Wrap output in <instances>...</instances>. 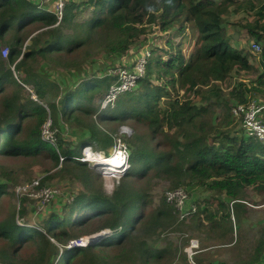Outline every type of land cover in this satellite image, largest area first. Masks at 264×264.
I'll use <instances>...</instances> for the list:
<instances>
[{
  "label": "trees",
  "instance_id": "trees-1",
  "mask_svg": "<svg viewBox=\"0 0 264 264\" xmlns=\"http://www.w3.org/2000/svg\"><path fill=\"white\" fill-rule=\"evenodd\" d=\"M80 7L81 11L89 13L81 21V36L79 32L70 37L52 36L37 49L34 47L37 39L31 37L30 49L21 50L24 38L19 34L22 30L34 24L39 27L69 24L76 20ZM62 11L58 21L54 13L32 0H0V42H13L12 46H7L8 63L20 70L25 60L35 59L37 55L63 51L71 55L79 44L85 49L94 42V53L85 49L81 63L64 66L68 70L77 69L95 53L126 54L153 34L146 27L166 33L175 29L179 40L172 43L164 55L158 49L150 50L145 75L136 83L137 95H129L135 103L128 107L101 112L93 105L102 89L100 86L107 88L111 77L81 79L77 85L81 86L80 93L78 87L63 89L60 83L39 75L33 77L34 88L31 84L27 86H31L42 103L44 97L55 90L54 95L59 97L57 104L44 103L46 110L32 100L30 94L28 103L6 104L9 111L0 117V156L35 155L46 151L55 166L60 164L58 168L81 180L84 191L65 204L63 215L50 212L43 221V231L25 221L18 223L16 218L22 219L25 215L26 198L22 197L18 216L13 212L0 221V242H3L0 243V263L49 264L59 255V248L51 237L63 247L64 264H173L175 252L170 246L158 249L149 245L146 238L157 231L163 232L175 222L176 212L166 202V193L190 184L217 196L212 198L216 203L213 209L207 206L199 209L198 214H203L206 222L200 223L201 227L210 224L206 230L211 233L222 222L218 233L221 237L239 229V214L245 211L248 192L264 193V142L248 136L244 127L241 132L222 124L228 119L241 122L231 114L234 104L264 99V47L258 54V65H254L250 53L233 47L227 39L224 18L230 11L245 12L249 16L242 18L241 26L256 41L264 40V0H65ZM55 27L47 31L53 32ZM189 29L195 30L196 36L187 54L182 38L190 34ZM106 34L110 35L109 40L105 39ZM98 35L102 40L94 41ZM0 61L4 62L1 54ZM257 68L261 71L252 80L239 78L241 73L253 74ZM112 77L116 79L115 75ZM11 78L10 70L0 72V83ZM153 79L167 82V87L176 92L162 109L157 107V102L163 94L159 93L160 86L153 85ZM25 81L29 82L27 78ZM73 93L81 96V106L71 100ZM231 99L233 104H229ZM121 102L118 101L117 108ZM73 105L81 109L72 113ZM216 107L221 115L213 123L209 117ZM95 118H102L105 124L133 121L141 128L144 125L149 135V142L144 138L145 133L138 132L129 140V168L120 184L107 194L102 187L94 188L90 179L92 170L76 159L80 153L76 155L70 145L65 146L57 132L62 120L89 133L81 139L83 147L89 145L105 152L113 144V135L101 128ZM47 119L56 130V148L64 157L63 163H59L56 148L41 138V128ZM152 176L166 179L169 186L154 209L150 208L146 188L136 189L142 187L137 184L141 179ZM51 177L52 173L37 177L39 186ZM6 193V183H0V198ZM232 213L235 224L230 218ZM92 219L98 222L94 230L88 229ZM102 229H108L109 233L96 242L85 247H64L69 240ZM115 234H118L116 240L113 239ZM25 243L34 249L26 257L20 254ZM262 256L264 231L251 257L240 264H254ZM183 262H187L186 257H182L180 264ZM194 262L199 261L195 258Z\"/></svg>",
  "mask_w": 264,
  "mask_h": 264
},
{
  "label": "rangeland",
  "instance_id": "rangeland-1",
  "mask_svg": "<svg viewBox=\"0 0 264 264\" xmlns=\"http://www.w3.org/2000/svg\"><path fill=\"white\" fill-rule=\"evenodd\" d=\"M32 1L44 7L46 11L55 14L56 3L54 0ZM88 14V12L81 11L80 7L78 9L76 20L69 24L61 23L57 27H55L57 24L53 25L52 27H39V25L34 24L27 27L26 29L22 30L19 34L21 37L24 38L21 50L26 52L30 49V47L32 46L31 37L37 39L36 46H34L35 49H37L38 46L43 47L48 41L47 39L52 36L70 37L75 32H79L81 36V21L88 17ZM246 16L247 14L245 12L230 11L228 15L224 18V28L226 31L227 39L230 41L231 45L233 47H237L250 53L252 55L250 61L253 62L254 65H258L257 57L259 53H254L251 51V45L256 40L254 37H251L247 33L245 28L241 26V24L244 22L242 21V18H245ZM54 27L55 30H53V32L47 31L48 29H52ZM35 28L38 29L34 30ZM146 28L150 29V32H153V34H151L149 38L145 39L144 41H140L139 45L137 44L134 47H131L126 54L108 55L105 53H99L100 55H98V53H95L89 60L83 62L80 68L69 70L65 69L64 66L70 65L72 63H81L82 58H84L83 51L85 49H87L90 53L95 52L96 45L94 42L88 48L85 49H81V44H79V46L71 55L65 54L64 51L55 54L47 53L44 56L37 55L35 59L25 60L24 65L20 70H17L13 67L12 64L8 63L7 59H5L8 54L6 56H3L1 52L3 48L7 46H12L13 42H8L9 44L0 42V54L4 60V62L0 61V72L10 70L12 74L11 79L0 83V117L2 113L9 111L8 107L6 106L7 103L13 102L12 105L28 103L29 93L28 89L25 86L31 84L32 88L35 87L33 84V77H35V75H39L42 78L44 77L46 79L48 78L49 80L51 79L52 81H56L60 83L63 89L69 88L71 90H75L78 87L77 85L79 84V81H81V79L83 78L99 79L100 77H111V79H108L110 85L114 81L112 76L117 73L118 68L132 65V63L143 52L144 49L151 50L152 48H155L160 50V53L164 55L165 51H168L166 49L168 47L170 48V46H172V43H176L179 40V35H177V30L175 29L166 33L159 32L152 27ZM188 32L190 34L188 36L184 34L182 38V41H184L183 46L185 50H188L185 51L187 54L189 53V49L192 47L196 36L195 30L189 29ZM101 38L102 36L98 35L95 36L93 40L99 41L102 40ZM105 39L109 40L110 35L106 34ZM258 40L261 42L260 45L263 48L264 40ZM20 58L21 57H19L18 60ZM259 71H261L260 68H257V71H254L253 74L241 73L239 75V78L245 79L246 81H250L255 77V75ZM25 78H27L29 82H26ZM151 82L153 83V85L160 86L159 88H161L159 93L160 95L163 94V96L157 102V107L162 109L166 106L167 101H172L173 96H176V92L172 90V88L167 87L169 85L167 84V82L164 84V82H162L161 80L156 79L151 80ZM102 84L103 83L99 85ZM108 87L105 88V85L100 86V88L102 89L100 90V93L94 101L93 105L95 107H98V103L103 94L108 89ZM78 91L81 93V86L78 87ZM137 91L138 84L131 91L121 93L116 98L113 105L105 109L104 111L110 112L114 109L117 110L120 107L125 108L129 105L134 104L135 99H131V97L129 98V95L136 96ZM54 92L55 90H51L50 93H48L44 97V101H42L45 104H49L51 102L57 104L59 102V97L57 95H54L57 94ZM73 95L74 96L71 97L73 103L81 106V100H79L81 96L77 93H73ZM118 101L122 102L117 108ZM257 101L261 104L260 117L264 122V99H258ZM233 103L234 101L231 99L229 101V104ZM38 105L41 104L38 103ZM77 107L79 106L73 105L72 109L74 110H72L71 112L74 113L81 109H77ZM214 109L215 110L213 116L211 118L209 117V119L213 123L216 122V117L221 115V110L219 108L216 107ZM101 119L102 118H95V122L101 128L106 130L107 133H109L110 135H114V133H116L121 126H127L130 129V135L124 136L123 138L127 154L129 153L131 148V146H129V140L135 134H137V132L145 133V135H142H144L145 139L148 138L149 142V135L146 134L148 131L144 125L143 128H141L140 125L133 123V121H126L122 124H116L114 122H108L107 124H105ZM59 124L60 127L57 129V132H59V135H61L62 140H64V145H70V147L75 150L76 155H78L79 153L81 155V149L84 145L83 143L81 144V139L88 137L89 133L82 130L81 128L69 126L62 120L59 122ZM229 125L234 128V131L240 130L242 132L244 130L241 122H234L231 119H228L226 124H222V127H226ZM151 144H153V142H150V145ZM106 152H110V147H108L104 153ZM59 165H54L53 161L51 160L46 151H42L41 153H37L35 155H1L0 183H6L8 193L2 195L0 198V221L5 219L13 212H15L16 217L18 216L17 211L19 209L20 199L22 197L26 198V200L24 201L25 215L22 219H19L18 217L16 218L17 220H19L18 223L22 224V222L25 221L26 224H30V226L32 227H40L43 230V221L50 212H56L58 214L63 215L65 204L69 203L72 198L79 192L84 191V187L79 178H77L74 174L69 175L66 171L62 170V168H58ZM86 165L92 170L90 179L93 182L94 188L99 189L100 187H102L103 191L105 190V193L110 192L112 186L116 184V179H106L104 181V179H101L97 175L95 168H91L87 163ZM126 170H128V168ZM47 173H52V177L46 179L43 186L54 187L58 190L57 196L49 203H40L38 198L20 196L14 192V188L17 185L23 182H27L31 179H36L37 177H43ZM124 175L118 179L117 185L120 184V181L124 178ZM137 184L141 185L142 187L137 186L136 189L144 190V188H146L145 191L147 192L151 201V209H154L158 206L160 198L169 188L168 181L166 179L154 176L150 177L149 179H141ZM182 187H185L187 189L189 195L188 202H191L196 206V212L187 220L179 219V215L176 213L175 222L171 226L167 227L163 232L157 231L151 234L149 237L146 238L147 243L152 247L158 249L170 246L171 249L175 252L173 264H180L182 257H186L184 249L188 245L189 239L191 238L197 239L199 242V248L194 251L193 254V260H195L196 258L199 261L196 264H235V262L233 261L245 262L248 258H250L256 241L258 240V238H260L262 232L264 231V193H257L252 191L248 192L249 198L245 204V211L243 214H239V229H234L233 233L225 237H221V235H218V233L221 232V227H223V223L220 222V226L214 228V231L210 233L207 231L210 227V224L206 225V228H204V226L201 227L200 223L204 225L206 222L203 218V214H198L199 209H202L203 207L207 206L210 209H213L216 203L212 201V198L217 196L213 195L208 191H205L204 189L196 185L191 186L190 184L187 187ZM222 199L226 201L224 197H222ZM65 210H67V208H65ZM233 217L234 215L232 213L230 218L232 220V223L235 224V222H233ZM97 224L98 222H95V219L90 220L88 229L91 228V230H94ZM88 235H83L81 237ZM117 237L118 234H115L113 236V239L116 240ZM98 239H96L94 242H96ZM53 242L56 243L58 248L62 246L55 240H53ZM28 248H30V250H28ZM33 251V247L25 243L24 248L20 251V254L26 257L29 255V253ZM64 258L65 257L63 253L56 259V261L55 259H51L49 264H51L52 262L54 263V261L57 264H64ZM183 264H189V260L187 259V262H183Z\"/></svg>",
  "mask_w": 264,
  "mask_h": 264
},
{
  "label": "built area",
  "instance_id": "built-area-1",
  "mask_svg": "<svg viewBox=\"0 0 264 264\" xmlns=\"http://www.w3.org/2000/svg\"><path fill=\"white\" fill-rule=\"evenodd\" d=\"M56 3L55 15L57 20L60 21L62 17V10L64 7V0H54ZM260 41H254L251 45V51L254 53H260L263 49L260 45ZM2 55L8 54V47L2 49ZM150 56V50L144 49L143 52L135 59L132 65L127 67H120L115 73L116 79L109 85L106 92L101 97L98 103L99 111L109 108L113 105L116 98L127 91H131L135 88L139 79L145 75L146 65ZM25 86V85H24ZM28 89L30 98L34 101H38L46 110L47 106L41 101L37 100L36 95L33 93L32 88L25 86ZM231 114L236 119H241L242 125L248 136L254 137L258 141L264 142V122L260 117L261 104L255 100H251L245 104H234L231 109ZM50 119L42 125L41 138L44 142L52 145L56 148L55 129L51 128ZM130 135V129L127 126H121L120 129L113 135V144L110 146V152H102L96 150L93 146L81 149V155L76 159L81 162H86L91 168H95L97 175L104 179H116V184L112 186L111 190L118 184V179L121 178L126 169L129 168L128 155L126 147L124 145V136ZM56 151L58 152L57 148ZM59 154V153H58ZM103 156V160L109 161V163H101L100 156ZM122 157V159H121ZM64 157L59 154V163ZM110 190V191H111ZM14 192L20 196L38 198L40 203H49L58 194V190L50 186H39V178L31 179L27 182H23L14 188ZM165 199L167 203H170L175 212L179 215V219L187 220L196 212V206L191 202H188L189 195L186 188L180 186L176 187L166 193ZM18 221V220H17ZM38 230L43 231L40 227H35ZM109 230L107 229V235ZM50 239L53 241L50 237ZM90 243L89 235L80 237L79 239H72L67 242L65 248H73L77 246L85 247ZM63 247H59V255L62 254ZM199 248V242L197 239H189L188 245L184 249L186 257L189 260V264H196L193 260L194 251ZM56 258V259H57ZM55 259V261H56ZM52 262L51 264H55Z\"/></svg>",
  "mask_w": 264,
  "mask_h": 264
},
{
  "label": "water",
  "instance_id": "water-1",
  "mask_svg": "<svg viewBox=\"0 0 264 264\" xmlns=\"http://www.w3.org/2000/svg\"><path fill=\"white\" fill-rule=\"evenodd\" d=\"M106 233H107V229L90 234L89 235L90 242H94L96 239L105 236Z\"/></svg>",
  "mask_w": 264,
  "mask_h": 264
},
{
  "label": "crops",
  "instance_id": "crops-1",
  "mask_svg": "<svg viewBox=\"0 0 264 264\" xmlns=\"http://www.w3.org/2000/svg\"><path fill=\"white\" fill-rule=\"evenodd\" d=\"M137 47V46H136ZM56 82V81H55ZM58 83V82H57ZM233 262H235V264H240V263H242V262H237V261H233ZM212 264H214V263H212ZM254 264H264V256H262L261 258H260V260L258 261V262H256V263H254Z\"/></svg>",
  "mask_w": 264,
  "mask_h": 264
},
{
  "label": "bare ground",
  "instance_id": "bare-ground-1",
  "mask_svg": "<svg viewBox=\"0 0 264 264\" xmlns=\"http://www.w3.org/2000/svg\"><path fill=\"white\" fill-rule=\"evenodd\" d=\"M88 146H89V145H86V146H84V147L88 148ZM84 147H82V148H84ZM102 157H103V156H100V158H99L100 161H101V163H106V164L109 163V161H107V160H103ZM121 159H122V157H121ZM77 247H80V246H77ZM55 264H57V263L55 262Z\"/></svg>",
  "mask_w": 264,
  "mask_h": 264
}]
</instances>
